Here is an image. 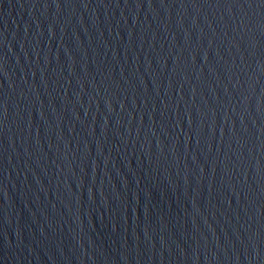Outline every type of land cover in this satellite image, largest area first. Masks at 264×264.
<instances>
[{"label":"water","instance_id":"obj_1","mask_svg":"<svg viewBox=\"0 0 264 264\" xmlns=\"http://www.w3.org/2000/svg\"><path fill=\"white\" fill-rule=\"evenodd\" d=\"M0 264H264V0H0Z\"/></svg>","mask_w":264,"mask_h":264}]
</instances>
